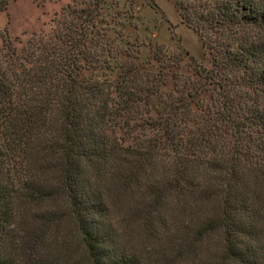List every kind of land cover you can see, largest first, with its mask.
I'll list each match as a JSON object with an SVG mask.
<instances>
[{"label":"trees","instance_id":"trees-1","mask_svg":"<svg viewBox=\"0 0 264 264\" xmlns=\"http://www.w3.org/2000/svg\"><path fill=\"white\" fill-rule=\"evenodd\" d=\"M173 4L208 65L109 0L3 30L0 264H264V0Z\"/></svg>","mask_w":264,"mask_h":264},{"label":"rangeland","instance_id":"rangeland-1","mask_svg":"<svg viewBox=\"0 0 264 264\" xmlns=\"http://www.w3.org/2000/svg\"><path fill=\"white\" fill-rule=\"evenodd\" d=\"M71 0H11L0 12V47L3 30L8 36L25 39L39 30L49 32L54 14ZM113 12L126 19L130 39L138 46L140 60L149 55L151 48L162 46L164 51L176 53L183 49L197 62L208 65V57L197 35L184 26L174 8L173 0H109ZM23 34V35H22Z\"/></svg>","mask_w":264,"mask_h":264}]
</instances>
